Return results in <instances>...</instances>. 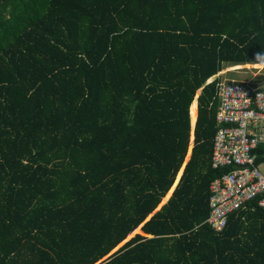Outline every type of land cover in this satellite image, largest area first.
<instances>
[{
    "label": "trees",
    "instance_id": "1",
    "mask_svg": "<svg viewBox=\"0 0 264 264\" xmlns=\"http://www.w3.org/2000/svg\"><path fill=\"white\" fill-rule=\"evenodd\" d=\"M261 62L264 0H0V264H264L257 197L206 222L215 74Z\"/></svg>",
    "mask_w": 264,
    "mask_h": 264
},
{
    "label": "built area",
    "instance_id": "2",
    "mask_svg": "<svg viewBox=\"0 0 264 264\" xmlns=\"http://www.w3.org/2000/svg\"><path fill=\"white\" fill-rule=\"evenodd\" d=\"M263 82L216 83L217 129L211 165L230 169L209 184L210 212L206 222L214 231L223 230L230 214L253 197L264 207V150H257L264 146Z\"/></svg>",
    "mask_w": 264,
    "mask_h": 264
},
{
    "label": "rangeland",
    "instance_id": "3",
    "mask_svg": "<svg viewBox=\"0 0 264 264\" xmlns=\"http://www.w3.org/2000/svg\"><path fill=\"white\" fill-rule=\"evenodd\" d=\"M239 65H242V66H239ZM247 65H249V66H244V64H237V65L225 64L223 70L216 73L215 77L218 76L219 80H226V81H229V80H242V81L247 80L249 82H251V81L252 82H263L264 81V67L257 65V63L256 64H247ZM253 65H255V66H253ZM215 77L213 79H215ZM248 85L254 86L252 83H248ZM262 85L264 86V82L262 83ZM198 94H199V90L197 91L196 95H198ZM192 125L194 126V123ZM192 141H193V132L191 131L189 150H190V147L192 145ZM189 150L187 152L186 157H188V155H189ZM177 176H178V174H176V177ZM176 177H175V179H176ZM171 189H172V187H171ZM169 193L170 192L168 191L167 194L165 193L166 195L164 194L166 196V198L169 195ZM166 198L162 197V201L160 202L158 207L162 204V202ZM136 233H138V232H136ZM134 234L135 233H132L126 239L130 238ZM122 243H123V241L120 244H118L115 248H113L109 253L114 251Z\"/></svg>",
    "mask_w": 264,
    "mask_h": 264
},
{
    "label": "crops",
    "instance_id": "4",
    "mask_svg": "<svg viewBox=\"0 0 264 264\" xmlns=\"http://www.w3.org/2000/svg\"><path fill=\"white\" fill-rule=\"evenodd\" d=\"M247 64H249V63H244V66H249V65H247ZM254 64H256V63H254ZM261 64H264V63H257V65H261ZM239 66H242V65H239ZM253 66H255V65H253ZM259 67V66H258ZM213 80V79H212ZM211 81V80H210ZM210 81H208V82H210ZM194 101H195V104H196V110H197V102H196V99H194ZM196 115H197V112H196ZM196 120V119H195ZM194 124H195V121H194ZM191 127H193V125L191 126ZM166 198V197H165Z\"/></svg>",
    "mask_w": 264,
    "mask_h": 264
},
{
    "label": "clouds",
    "instance_id": "5",
    "mask_svg": "<svg viewBox=\"0 0 264 264\" xmlns=\"http://www.w3.org/2000/svg\"><path fill=\"white\" fill-rule=\"evenodd\" d=\"M260 66L264 67V64H261Z\"/></svg>",
    "mask_w": 264,
    "mask_h": 264
},
{
    "label": "water",
    "instance_id": "6",
    "mask_svg": "<svg viewBox=\"0 0 264 264\" xmlns=\"http://www.w3.org/2000/svg\"><path fill=\"white\" fill-rule=\"evenodd\" d=\"M212 81V80H211ZM149 236V235H148ZM150 237V236H149Z\"/></svg>",
    "mask_w": 264,
    "mask_h": 264
}]
</instances>
